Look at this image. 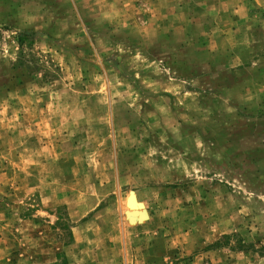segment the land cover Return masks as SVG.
Here are the masks:
<instances>
[{"label":"rangeland","instance_id":"374dc122","mask_svg":"<svg viewBox=\"0 0 264 264\" xmlns=\"http://www.w3.org/2000/svg\"><path fill=\"white\" fill-rule=\"evenodd\" d=\"M0 264H264V0H0Z\"/></svg>","mask_w":264,"mask_h":264},{"label":"bare ground","instance_id":"6f19581e","mask_svg":"<svg viewBox=\"0 0 264 264\" xmlns=\"http://www.w3.org/2000/svg\"><path fill=\"white\" fill-rule=\"evenodd\" d=\"M137 205H135V204H133L132 205V202L130 203V211H131V213H130V218L132 219V221H135L136 220V211H137Z\"/></svg>","mask_w":264,"mask_h":264},{"label":"water","instance_id":"95a60500","mask_svg":"<svg viewBox=\"0 0 264 264\" xmlns=\"http://www.w3.org/2000/svg\"><path fill=\"white\" fill-rule=\"evenodd\" d=\"M130 197H135L133 194H130V196L128 197V200L130 199Z\"/></svg>","mask_w":264,"mask_h":264},{"label":"crops","instance_id":"0c3cea01","mask_svg":"<svg viewBox=\"0 0 264 264\" xmlns=\"http://www.w3.org/2000/svg\"><path fill=\"white\" fill-rule=\"evenodd\" d=\"M26 180H28V178H26ZM33 187V186H32Z\"/></svg>","mask_w":264,"mask_h":264}]
</instances>
